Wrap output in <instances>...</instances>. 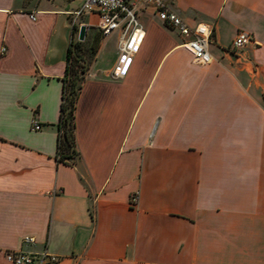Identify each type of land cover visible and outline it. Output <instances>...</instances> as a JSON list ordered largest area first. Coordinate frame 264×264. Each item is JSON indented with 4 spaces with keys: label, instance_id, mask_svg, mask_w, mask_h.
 <instances>
[{
    "label": "crops",
    "instance_id": "crops-1",
    "mask_svg": "<svg viewBox=\"0 0 264 264\" xmlns=\"http://www.w3.org/2000/svg\"><path fill=\"white\" fill-rule=\"evenodd\" d=\"M167 4L212 29L213 62L196 64L188 39L138 5L145 37L113 78L119 33L103 37L85 14L101 42L76 103L78 156L61 163L82 1L0 0V264L8 251L59 259L43 264H264V0ZM240 31L254 43L237 59Z\"/></svg>",
    "mask_w": 264,
    "mask_h": 264
},
{
    "label": "built area",
    "instance_id": "built-area-1",
    "mask_svg": "<svg viewBox=\"0 0 264 264\" xmlns=\"http://www.w3.org/2000/svg\"><path fill=\"white\" fill-rule=\"evenodd\" d=\"M82 6L79 10L72 14L73 27L79 28L78 20L85 14L96 13L99 15V24L97 26L103 37H109L113 33L118 32V61L112 73V77L116 79L123 78L130 68L134 56L145 37V29L138 17L137 6H152L157 9L159 19L169 29L178 31L188 40L184 43L193 56V61L201 66L209 65L213 62L210 53V46L213 42L212 29L204 24L197 25L194 28L189 27L181 17L168 8V0H81ZM33 21L36 20L35 15H31ZM79 31V30H78ZM254 43V39L250 33L240 31L235 37L228 53L237 59L244 50ZM6 52V48L2 49ZM35 130H40V125L34 126ZM133 203L137 202L134 197ZM24 243L33 244L35 239L28 237L24 239ZM6 259L12 264H43L47 260L50 263H57L58 257L45 251L41 255L26 253L23 251H8Z\"/></svg>",
    "mask_w": 264,
    "mask_h": 264
},
{
    "label": "trees",
    "instance_id": "trees-1",
    "mask_svg": "<svg viewBox=\"0 0 264 264\" xmlns=\"http://www.w3.org/2000/svg\"><path fill=\"white\" fill-rule=\"evenodd\" d=\"M79 28L73 27V34ZM84 42L72 40L67 54V66L63 78L64 87L60 121L58 124V160L71 163L78 156L75 135V110L80 91L88 76V68L83 63Z\"/></svg>",
    "mask_w": 264,
    "mask_h": 264
},
{
    "label": "rangeland",
    "instance_id": "rangeland-1",
    "mask_svg": "<svg viewBox=\"0 0 264 264\" xmlns=\"http://www.w3.org/2000/svg\"><path fill=\"white\" fill-rule=\"evenodd\" d=\"M88 19H90V17H86L85 20H88ZM94 21H93V23L99 24V20H98V22L97 21L94 22ZM80 26H79V28H80ZM93 30L95 31L96 29H93ZM78 33H79V31H78ZM77 38H78V36H77ZM103 39H102L103 41L107 40L106 38H103ZM111 39H113V38H111ZM111 39H109L110 41L107 43L106 48H112V45H113L112 41L113 40H111ZM100 42H101V36L100 35L97 36L96 40L94 39L92 41V39L89 40L88 38H86V40L84 41L83 63L85 64V66H87L88 73H89V70H90V67L92 66V64L97 60V55H98V51L100 48Z\"/></svg>",
    "mask_w": 264,
    "mask_h": 264
},
{
    "label": "water",
    "instance_id": "water-1",
    "mask_svg": "<svg viewBox=\"0 0 264 264\" xmlns=\"http://www.w3.org/2000/svg\"><path fill=\"white\" fill-rule=\"evenodd\" d=\"M88 27L86 25H81L79 28L78 33V41L84 42L86 40V33H87Z\"/></svg>",
    "mask_w": 264,
    "mask_h": 264
}]
</instances>
